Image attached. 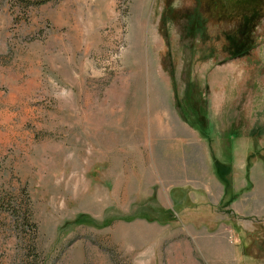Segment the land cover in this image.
Wrapping results in <instances>:
<instances>
[{
  "label": "rangeland",
  "instance_id": "374dc122",
  "mask_svg": "<svg viewBox=\"0 0 264 264\" xmlns=\"http://www.w3.org/2000/svg\"><path fill=\"white\" fill-rule=\"evenodd\" d=\"M33 259L264 264V0H0V264Z\"/></svg>",
  "mask_w": 264,
  "mask_h": 264
},
{
  "label": "trees",
  "instance_id": "16d2710c",
  "mask_svg": "<svg viewBox=\"0 0 264 264\" xmlns=\"http://www.w3.org/2000/svg\"><path fill=\"white\" fill-rule=\"evenodd\" d=\"M253 44L251 33L247 24L244 22V24L238 28L236 33H234L229 39L230 56L240 57L248 54L253 47ZM33 225L35 224L33 223ZM34 259H36V257H34ZM34 259L30 264H36V262L34 263Z\"/></svg>",
  "mask_w": 264,
  "mask_h": 264
}]
</instances>
